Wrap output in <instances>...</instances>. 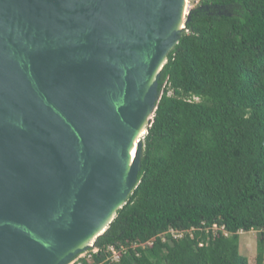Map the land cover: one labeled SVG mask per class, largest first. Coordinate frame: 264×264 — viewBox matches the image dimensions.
Returning <instances> with one entry per match:
<instances>
[{"label":"water","instance_id":"water-1","mask_svg":"<svg viewBox=\"0 0 264 264\" xmlns=\"http://www.w3.org/2000/svg\"><path fill=\"white\" fill-rule=\"evenodd\" d=\"M185 6L0 0V264L98 252L140 183L159 81L188 33Z\"/></svg>","mask_w":264,"mask_h":264},{"label":"trees","instance_id":"trees-1","mask_svg":"<svg viewBox=\"0 0 264 264\" xmlns=\"http://www.w3.org/2000/svg\"><path fill=\"white\" fill-rule=\"evenodd\" d=\"M166 81L140 183L91 264H249L239 237L253 231L264 264V0H203Z\"/></svg>","mask_w":264,"mask_h":264},{"label":"rangeland","instance_id":"rangeland-1","mask_svg":"<svg viewBox=\"0 0 264 264\" xmlns=\"http://www.w3.org/2000/svg\"><path fill=\"white\" fill-rule=\"evenodd\" d=\"M190 1V2H189ZM188 10H193L196 7H199L203 0H189ZM258 239H259V233L258 232H250V233H241L239 237V245H240V253L242 256L246 257L249 261V264H256V258H257V248H258ZM93 252V251H92ZM91 251L88 253L80 256L78 260L75 262V264H81L80 260L83 258H87L89 263H92L91 260Z\"/></svg>","mask_w":264,"mask_h":264},{"label":"bare ground","instance_id":"bare-ground-1","mask_svg":"<svg viewBox=\"0 0 264 264\" xmlns=\"http://www.w3.org/2000/svg\"><path fill=\"white\" fill-rule=\"evenodd\" d=\"M188 1L189 0H186V6H185V15L188 14V8H189V5H188ZM156 75V74H155ZM155 75L153 76L152 80L150 83H152V81L154 80L155 78ZM135 153H136V146H133V148L131 149V160L135 157ZM106 228L104 227H101L98 231H96L95 235H93L89 240L83 242L82 244H80L78 246V248H84V247H92L93 246V243L95 242V239L96 237L100 236L101 234H103V231L105 230Z\"/></svg>","mask_w":264,"mask_h":264},{"label":"built area","instance_id":"built-area-1","mask_svg":"<svg viewBox=\"0 0 264 264\" xmlns=\"http://www.w3.org/2000/svg\"><path fill=\"white\" fill-rule=\"evenodd\" d=\"M201 1V0H200ZM190 2V1H189ZM214 230H218V227L217 226H214L213 228ZM171 235H173L174 238H182L183 237V233L181 232H176L174 230H171L170 231ZM225 236H228V234L226 233ZM110 251L112 252V257H111V260L112 261H115V262H118L120 260V252L117 251L114 247H111L110 248ZM82 264V263H81Z\"/></svg>","mask_w":264,"mask_h":264},{"label":"clouds","instance_id":"clouds-1","mask_svg":"<svg viewBox=\"0 0 264 264\" xmlns=\"http://www.w3.org/2000/svg\"><path fill=\"white\" fill-rule=\"evenodd\" d=\"M243 233V232H242ZM225 234H226V232H225ZM228 234V233H227ZM99 251V250H98ZM91 252H92V250H91ZM93 253H95V252H93ZM96 253H98V252H96ZM84 259V258H83Z\"/></svg>","mask_w":264,"mask_h":264}]
</instances>
